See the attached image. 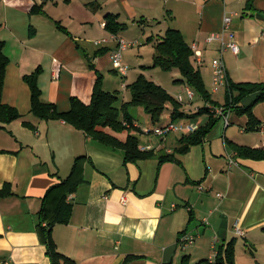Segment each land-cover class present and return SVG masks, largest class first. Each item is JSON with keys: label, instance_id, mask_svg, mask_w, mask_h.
<instances>
[{"label": "crops", "instance_id": "obj_1", "mask_svg": "<svg viewBox=\"0 0 264 264\" xmlns=\"http://www.w3.org/2000/svg\"><path fill=\"white\" fill-rule=\"evenodd\" d=\"M248 1L107 0L101 4L88 0H0V41L7 43L5 52L11 60L4 102L23 115L10 124L0 123V152H9L0 153V190L9 183L15 193L0 198V264H50L37 232L43 197L57 177L70 175L80 156L90 159L86 182L69 197L74 204L71 222L54 228L59 251L77 264H182L185 257H190V264H215L219 247L231 241L236 243V264H264V161L240 158L229 145L264 148V102L253 110L261 124L258 131L246 130L247 115L229 111V125L220 119L202 145L180 155L179 161L164 163L159 154L174 152L182 134L153 137L145 134L143 127L155 126L149 130L154 132L172 123V106L158 125L152 124L146 110L135 112L144 117L143 124L129 111L134 127L143 134L141 146H153L158 156L126 163L122 151L96 142L64 120L43 121L34 116L31 90L24 81L25 75L42 67L39 85L43 100L57 104L61 111L70 109L73 96L91 102L96 71L103 74L106 91L127 88L129 83L111 77L129 78L130 73L123 75L114 64L112 55L118 42L105 28L106 21H100L98 11L107 6V15L114 13L126 24L120 20L124 11L139 9L148 21L161 23L156 31L161 39L173 28L183 33L191 47L197 45L203 60L195 62L213 98L224 105L228 86L221 87L225 89L221 92L214 85L216 58L225 61L229 82L264 83V0H255L252 8ZM44 3V13L31 14L36 5ZM225 16H233V20L224 38L229 42L230 33L235 35L241 49L238 55L223 49L220 41L209 40L213 33L225 30ZM58 22L70 35L58 29ZM95 24L110 36L92 37L97 34L92 29ZM104 39L108 42L98 43ZM154 39L149 37V41ZM81 42L94 45L95 55L86 53ZM178 86L168 91L177 100L184 96V112L194 114L209 105L193 104L197 94L191 100L186 94L189 86ZM218 94H223L221 100L215 98ZM254 99L248 98L243 105L250 106ZM208 118L181 123L202 126ZM25 122L35 129L26 127ZM231 160L238 165L231 166ZM187 234L195 237V243L185 249L182 240ZM129 256L136 258L127 261Z\"/></svg>", "mask_w": 264, "mask_h": 264}, {"label": "trees", "instance_id": "obj_2", "mask_svg": "<svg viewBox=\"0 0 264 264\" xmlns=\"http://www.w3.org/2000/svg\"><path fill=\"white\" fill-rule=\"evenodd\" d=\"M254 2L255 0L248 1L249 8L253 7ZM44 5L45 3L36 5L31 14L44 13ZM90 5L100 7L96 3ZM127 27L126 24L119 22V16L114 14L106 16L105 28L110 33L120 34ZM58 29L70 35V32L64 26H61L59 22ZM6 45V42L0 41V123L2 124H10L23 117L18 108L4 102L8 67L11 63L10 58L5 53ZM91 67L95 70L93 65ZM154 67L165 71L178 70L183 80H179L177 83H185L194 89L199 100L204 101L205 104L225 107L227 111H235L239 115H247L249 119L247 131H258L260 129L261 124L255 117L253 110L257 104L264 102V83L229 82L227 102L221 105L213 98V94L207 88L203 75L195 62L194 50L187 43L180 30L170 28L159 41L154 56ZM43 71V68L40 67L32 74L24 76V81L31 90V112L33 115L43 121L64 120L96 142L114 150L122 151L126 163L158 156L153 150H142L139 138V134L142 132L134 127V119L129 114L131 106L143 107L150 115L153 125L161 123L164 114L171 106V119L173 122L176 120L197 119L203 115H209L208 123L199 126L196 132L182 134L179 145L174 152L159 154L161 163L179 161L180 155H185L193 147L202 145L220 121V118L212 112L209 105L202 107L194 114L184 112L182 102L161 85L149 80L145 75H140L138 80L127 87L132 93V101L124 103L123 108L119 109L116 107L119 92L106 91L104 89V76L98 71H96L98 77L91 102L87 104L80 98L73 96L70 101V109L61 111L57 104L43 100V91L39 85ZM252 96H255L253 103L250 106H244L243 103ZM24 125L35 129V126L29 122H25ZM134 130L136 133H130L126 138L120 136L127 131ZM229 145L238 153L240 158L264 161V148H252L233 142H230ZM0 153L9 152L1 151ZM89 160L86 156L76 158L70 175L65 179L57 177L58 181L51 186L43 197L37 232L46 248L50 264H77L74 259L59 251L54 239V228L57 225H67L71 222L74 204L69 200V197L77 193L81 185L86 182L85 168ZM14 195L12 184L7 183L0 190V198H9ZM135 258V256H129L127 261ZM190 261V257H185L182 264H190ZM197 264H209V261H201ZM215 264H236L235 241L219 247Z\"/></svg>", "mask_w": 264, "mask_h": 264}, {"label": "rangeland", "instance_id": "obj_3", "mask_svg": "<svg viewBox=\"0 0 264 264\" xmlns=\"http://www.w3.org/2000/svg\"><path fill=\"white\" fill-rule=\"evenodd\" d=\"M92 2H99L103 4L104 1L107 0H88ZM62 7L66 8L67 5L65 3H62ZM107 6L104 7L103 9L98 11L100 18V21H106V15L108 10ZM117 9V8H116ZM124 9V8H123ZM120 11L123 10L121 9ZM2 12V7L0 5V14ZM144 12L137 9L133 13H127L124 11V14L121 16V21L126 23L128 25V28L120 34H115L112 33V36L115 38L121 37L124 38L127 42L129 43H138L134 47H130L128 50H126L123 53L124 61L125 64L129 66L130 70V77L129 78H122L121 75H114L112 74L111 77L115 80L117 77H119L122 81H125V83H129L130 85L133 83L132 81H135L134 79H137L140 77V75H145L149 80L156 82L157 84L161 85L163 88H165L162 84H164L168 89L172 87H179L178 85L181 83H177V81L183 80V77L181 73L177 70L175 71H165L161 68H156L154 67V56L156 54V46L161 41V34H158L159 32L157 31L158 26H160L161 23H158L157 20H151L148 21L147 17H145L143 14ZM114 14V13H113ZM115 14H118L116 12ZM135 15V16H134ZM157 15V14H154ZM171 23V22H169ZM106 24V23H104ZM106 26V25H105ZM93 31H95L97 34L92 37H97V38H102L104 36L108 37L110 36L108 33H104L101 30V27L98 24H95L94 27H92ZM146 31V32H144ZM154 36L153 41H149V37ZM81 45L86 49V53H88L91 56L95 55V50L96 47L94 45H85L83 42H81ZM118 48V46H117ZM141 53L139 54V52ZM6 53V52H5ZM7 55V54H6ZM8 56V55H7ZM137 73H139V76L137 77ZM137 77V78H135ZM112 79V80H113ZM162 83V84H160ZM166 89V88H165ZM166 89V90H168ZM221 92H225V89H221ZM169 92V91H168ZM170 93V92H169ZM119 97V100L116 102V107L119 109H122L124 106V103H128L132 101V93L130 89L125 88L120 90L119 94H117ZM223 94H218L215 96L217 100H221ZM187 100L184 99L183 102H186ZM193 104L195 105H204L205 102L202 100L197 99ZM136 110H145L143 107H137V106H131L129 111L134 117H136L142 124L145 123L144 117L139 118L138 114H136ZM21 112V111H20ZM146 112V111H144ZM22 114V112H21ZM205 117H209L208 114L203 115ZM209 119V118H208ZM177 124H181L182 120H176L175 121ZM153 128H144L143 127V132H146L145 134H153V137H155L153 132H149V130H153ZM10 130V129H9ZM150 130V131H151ZM133 131L129 132L127 131L126 133H123V135L132 134ZM135 132V131H134ZM148 132V133H147ZM136 133V132H135ZM134 133V134H135ZM144 134V135H145ZM177 133L176 135H178ZM180 135V134H179ZM143 134H139V138L142 140ZM147 136V135H145ZM144 136V137H145ZM159 137V136H157ZM163 138V137H160ZM175 138V136H174ZM174 141V140H173ZM74 165V164H73ZM73 168V166H72ZM72 171V169H71Z\"/></svg>", "mask_w": 264, "mask_h": 264}, {"label": "built area", "instance_id": "obj_4", "mask_svg": "<svg viewBox=\"0 0 264 264\" xmlns=\"http://www.w3.org/2000/svg\"><path fill=\"white\" fill-rule=\"evenodd\" d=\"M232 20H233V16H225V19H224L225 30L223 32L213 33L209 37V40L210 41H220L223 49L228 48L235 55H238L241 49H240L239 44L235 40V35L233 33H230L229 42L225 41V38H224L225 31H228L230 29ZM105 25L106 24H104V26ZM263 38H264V32H263ZM112 39L118 42V48L113 52L112 60L114 64L119 68V71L123 75H127L130 68L128 65L125 64L123 53L126 50H128L130 47H133L137 45L138 43H129L124 38H121V37L115 38L114 36H112ZM106 42H108V39H104L102 41H99L98 43H106ZM192 48L195 53V61H197L198 63H201L203 60L202 52L198 50L197 45H194ZM213 67H214V79L213 80H214V85L216 89L228 86L229 85L228 70H227V66L223 58L222 57L216 58L213 61ZM186 94L189 96L191 100H195L196 93L192 88L188 87L186 89ZM184 99L185 98L183 95H180L178 97V100L182 103ZM209 107L211 108L212 112L217 117H219L220 119H223L227 125L230 124V119L228 117L229 111H227L225 107H222V106L217 107L213 105H209ZM198 129H199L198 123L196 124H188L186 122H183L181 124L169 123L168 125L164 127H159L155 129L153 133H155V135L159 137L166 138L169 134L174 133V132L181 133V134H190V133L196 132ZM141 148L144 151L153 150V146H146V147H141ZM230 164L231 166L238 165L237 162H235L234 160H231ZM69 200H71V198ZM236 232L238 234L242 233L238 228L236 229ZM194 243H195V237L193 235L187 234L183 237L182 245L185 249L193 245Z\"/></svg>", "mask_w": 264, "mask_h": 264}]
</instances>
